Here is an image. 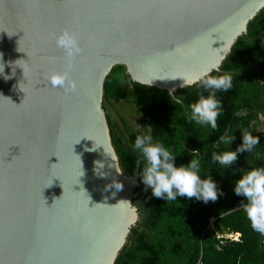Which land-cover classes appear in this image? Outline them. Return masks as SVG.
I'll list each match as a JSON object with an SVG mask.
<instances>
[{
	"label": "water",
	"instance_id": "obj_1",
	"mask_svg": "<svg viewBox=\"0 0 264 264\" xmlns=\"http://www.w3.org/2000/svg\"><path fill=\"white\" fill-rule=\"evenodd\" d=\"M263 8L264 0H0V264H114L139 220L144 157L131 175L122 171L103 107L107 76L122 65L132 81L173 95L185 79L225 72ZM62 30L83 50L70 73L75 92L48 81L65 70L54 39Z\"/></svg>",
	"mask_w": 264,
	"mask_h": 264
},
{
	"label": "trees",
	"instance_id": "obj_2",
	"mask_svg": "<svg viewBox=\"0 0 264 264\" xmlns=\"http://www.w3.org/2000/svg\"><path fill=\"white\" fill-rule=\"evenodd\" d=\"M220 69L225 72L208 75L230 74L233 86L227 92H216L222 106L217 130L189 119L191 105L209 94L202 87L207 75L201 83L178 89L173 95L132 81L122 65L113 67L107 76L103 107L122 171L131 175L141 156L134 147L137 136H149L153 144L169 151L177 141L174 167H186L197 159L200 179L210 178L218 189L215 202L184 196H177L176 201L154 197L141 178L147 166L142 160L138 194L133 199L139 220L130 229L114 264H264V235L251 228L244 212L247 201L234 192L244 172L264 168V8L248 23L247 33L238 37ZM177 98L182 103L177 104ZM117 102L134 107L141 130H135L125 119L120 124L114 121L106 104ZM259 123L262 129L255 131ZM244 132L259 139L251 153H237V160L227 168L212 161L213 153L236 151ZM230 136L234 139L229 144L224 138ZM232 233L239 234L237 240L226 237Z\"/></svg>",
	"mask_w": 264,
	"mask_h": 264
},
{
	"label": "clouds",
	"instance_id": "obj_3",
	"mask_svg": "<svg viewBox=\"0 0 264 264\" xmlns=\"http://www.w3.org/2000/svg\"><path fill=\"white\" fill-rule=\"evenodd\" d=\"M54 39L56 46L64 53L65 70L51 73L48 76V81L53 88H61L65 92H75L76 83L71 79L70 73L73 68V58L80 55L83 50L76 35L68 30H62ZM216 70L219 71V66ZM3 72L4 64L0 63V74H3ZM9 78V76H5V79ZM197 83H201V80L185 79L181 87L192 86ZM232 86L233 82L230 74L218 77L207 75L202 80V87L209 94L206 97L201 95L191 105L189 119L196 124L207 125L212 130H217V118L222 112V106L216 98V92H227ZM172 91L174 92V89ZM176 103H182V100L177 98ZM233 139V136L224 138L225 142L229 144ZM257 144H259L257 137L249 132H244L243 143L236 151L213 153L212 161L218 163L221 168H227L237 160V153L245 151L251 153ZM134 147L141 152V156L147 162L141 178L145 186L152 189L154 197L175 201L177 196L195 197L205 203L215 202L218 199V189L215 183L210 178L200 179L201 168L197 159H192L186 167H174L173 157L169 149L158 143L153 144L149 136H137ZM196 154L197 150H194L193 156H196ZM102 167L103 165L97 162V169ZM99 174L104 175L103 173ZM81 175H83L82 171ZM116 188L119 190L122 185L119 184ZM234 192L238 196H243L247 201L244 205V212L251 228L255 232L264 235V168H252L244 172L236 181ZM220 195H223V193L220 192Z\"/></svg>",
	"mask_w": 264,
	"mask_h": 264
},
{
	"label": "rangeland",
	"instance_id": "obj_4",
	"mask_svg": "<svg viewBox=\"0 0 264 264\" xmlns=\"http://www.w3.org/2000/svg\"><path fill=\"white\" fill-rule=\"evenodd\" d=\"M109 114L115 122L120 124L121 119H125L135 130H141V127L136 122V112L132 105L123 102L106 104ZM262 129L261 123L256 125L255 131Z\"/></svg>",
	"mask_w": 264,
	"mask_h": 264
},
{
	"label": "built area",
	"instance_id": "obj_5",
	"mask_svg": "<svg viewBox=\"0 0 264 264\" xmlns=\"http://www.w3.org/2000/svg\"><path fill=\"white\" fill-rule=\"evenodd\" d=\"M213 220H214L213 218L210 220V225H212ZM226 237L233 239V240H237L239 237V234L238 233L226 234Z\"/></svg>",
	"mask_w": 264,
	"mask_h": 264
}]
</instances>
